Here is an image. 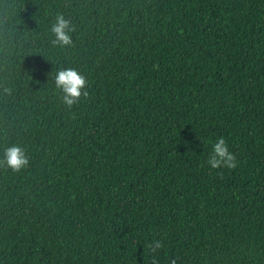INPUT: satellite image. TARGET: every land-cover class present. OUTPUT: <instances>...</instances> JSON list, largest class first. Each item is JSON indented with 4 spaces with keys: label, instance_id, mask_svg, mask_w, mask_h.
I'll return each mask as SVG.
<instances>
[{
    "label": "trees",
    "instance_id": "1",
    "mask_svg": "<svg viewBox=\"0 0 264 264\" xmlns=\"http://www.w3.org/2000/svg\"><path fill=\"white\" fill-rule=\"evenodd\" d=\"M63 67L87 81L71 109ZM219 138L235 168L208 164ZM11 144L0 264H264V0H0Z\"/></svg>",
    "mask_w": 264,
    "mask_h": 264
},
{
    "label": "clouds",
    "instance_id": "2",
    "mask_svg": "<svg viewBox=\"0 0 264 264\" xmlns=\"http://www.w3.org/2000/svg\"><path fill=\"white\" fill-rule=\"evenodd\" d=\"M51 34L50 43L53 47L61 49L73 47V33L75 25L71 18L63 13H57L54 22L50 23L47 29ZM55 89L60 94L62 104L71 109L76 105L82 96H87V81L85 76L75 67H63L56 70L53 76ZM5 91H9L5 89ZM29 164V158L25 148L18 144H11L3 149L0 154V167L7 168L12 172H20ZM211 168L216 169L223 165L227 168H235L237 165L236 157L229 151L228 145L223 138H219L212 145V156L208 160ZM161 243L155 241L152 251L161 248Z\"/></svg>",
    "mask_w": 264,
    "mask_h": 264
}]
</instances>
